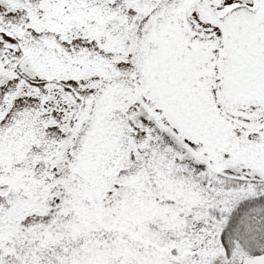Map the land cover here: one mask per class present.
<instances>
[{"label":"snow or ice","instance_id":"6c2138e0","mask_svg":"<svg viewBox=\"0 0 264 264\" xmlns=\"http://www.w3.org/2000/svg\"><path fill=\"white\" fill-rule=\"evenodd\" d=\"M0 264H264V0H0Z\"/></svg>","mask_w":264,"mask_h":264}]
</instances>
